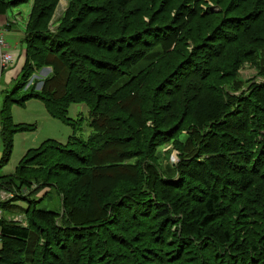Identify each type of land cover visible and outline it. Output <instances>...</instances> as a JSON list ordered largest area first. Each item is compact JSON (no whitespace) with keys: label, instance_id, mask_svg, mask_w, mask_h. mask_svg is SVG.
<instances>
[{"label":"trees","instance_id":"16d2710c","mask_svg":"<svg viewBox=\"0 0 264 264\" xmlns=\"http://www.w3.org/2000/svg\"><path fill=\"white\" fill-rule=\"evenodd\" d=\"M59 1L34 2L31 19H35L32 23L35 29L31 28L30 19V30L26 29L24 38L26 63L19 82L12 91L4 94L0 109L4 144L0 171L10 160L14 134L34 131L32 126L12 123L11 109L14 105L25 106L31 100H39L51 119L60 120L76 130L75 122L67 117L68 108L70 104H83L88 108L90 127L94 132L87 140L74 134L66 146L45 141L21 158L13 174L0 176V193L10 195L0 200V264H66L63 256L68 258L69 264H99L110 258L114 264H122V256L118 253L113 255L109 250L110 238H113V244L121 246L125 254L146 257L144 255H149L150 251L139 250L134 237L129 241L128 237L114 236L108 227L114 226L123 233L122 230L131 224L137 225L136 210L147 204L156 209L154 215L161 220L160 232L164 233L169 225L168 237L177 238L182 247L194 245L183 252L193 263L198 260L194 252L202 247V243L199 241L198 245L190 240L198 236L187 232L181 215L183 212L175 215L166 209L172 202L181 205L183 201L171 197L168 189H182L181 184L190 187V182H197L207 193L215 180L221 186L226 179H219L212 172L218 169L212 157H219L222 153H230L234 160L233 164L227 161L230 167L227 170L232 176H238V183L229 187L235 193H246L255 184L251 175H241L235 168H247L249 162L242 154L254 161L253 174L264 172V94L260 93L264 92V81L244 87L236 75L243 65L240 62H249L256 66L254 68L264 79V0H69L65 16L51 29L47 23ZM13 2L18 4L21 0ZM10 3L11 0H0V15H6L16 6ZM85 9L95 14L98 21L82 23L80 16ZM70 19L73 23L64 26ZM161 32L170 33L158 40L147 38ZM240 39L242 42L237 49L243 56L237 63L239 68L229 71L232 73L229 85L219 87L215 83L228 74L237 56L229 53L226 57L223 42L236 44ZM137 40L140 44L134 45ZM260 43L261 48H256ZM40 45L50 47L47 50ZM60 50L63 51L59 53ZM130 56L136 64L145 62L146 66L141 68L135 63H126ZM218 57H224L227 71H219L222 65L216 61ZM188 66H191L189 71ZM47 67L52 72L43 80L39 93L34 86L24 91L28 80ZM125 69H129L128 73ZM245 108L250 110V114L242 117ZM198 112L200 116L196 119L194 115ZM227 122L226 127L224 124ZM233 122L239 127L236 133L232 130ZM135 127L141 130L137 132ZM142 133L145 135L143 143ZM180 134L186 138L184 142L175 139ZM240 135L252 153H246L239 147ZM259 138H262L261 142ZM174 142L182 145L179 147ZM137 143L142 145L136 147L134 144ZM148 143L154 150L151 153ZM214 144L222 145V152L217 147L212 150ZM232 145L237 146L235 151L229 148ZM160 146L176 148L179 164L167 163L164 166L153 162L155 149ZM255 148L259 149L257 158H254L257 155ZM78 149L89 154L79 159L86 172L75 173L77 178L72 181L74 191L70 192L72 199L81 194L83 188L89 198L95 200L112 193L109 189V193L104 194L114 182V177L107 179L109 183L105 179L111 171L134 174L126 180L136 187L135 190L128 188L113 201L103 203L101 213L108 215L113 212L109 220L76 223L77 214L73 210L78 209L70 204L66 190L39 176L29 180L21 178L22 172L36 170L42 173L58 158L75 159ZM136 154L144 160L128 164ZM117 156L119 159L115 160ZM213 166L216 168L212 169ZM227 184L224 183L223 190ZM55 190L63 195V198H57L59 204L64 203V211L50 210L47 206L40 208V202ZM262 191L264 193V185ZM189 193L193 195L194 192ZM210 194L207 193L203 202L205 212L199 221L201 228L211 226L220 209L219 193ZM123 214L131 219H123ZM21 216H24L23 220L16 219ZM49 216L52 219H47ZM162 218L166 219L162 221ZM243 230L247 235H256L249 227ZM140 237L147 242L150 233L146 236L142 233ZM225 237L227 242L229 240L228 246L234 248L238 244L237 249H220L213 264H227L226 260L230 264H264V242L232 243V238L227 234ZM162 239L159 238L160 241ZM235 250L238 255L228 254ZM94 256L100 258L94 260ZM155 262L160 264V259L155 258Z\"/></svg>","mask_w":264,"mask_h":264},{"label":"rangeland","instance_id":"374dc122","mask_svg":"<svg viewBox=\"0 0 264 264\" xmlns=\"http://www.w3.org/2000/svg\"><path fill=\"white\" fill-rule=\"evenodd\" d=\"M15 0H11L13 6L11 10H8L7 14L12 18V21L19 23V25L25 26V28L28 30L29 29V23L32 15V10L34 6L35 0H21L18 4H13ZM142 3V2H141ZM69 0H60L57 8L55 9V12L53 13L52 19L47 23V27L51 28L53 26H57L58 23L55 24L56 21L60 20L65 16L66 10L68 8ZM17 7V8H15ZM144 17L146 14L144 11H141V13ZM2 16V15H0ZM96 15L91 14L88 9H85L83 14L80 16V19L82 23H91L93 21H96ZM35 21V19H31V28H32V23ZM98 21V20H97ZM68 23L65 24L64 26H67L72 22V19L67 21ZM216 23V22H215ZM33 30L35 29L32 28ZM26 30V31H27ZM30 30V29H29ZM32 30V31H33ZM79 33L81 32V28L78 30ZM170 32H161L156 34L155 37L148 36V39L151 40H158L163 36L169 35ZM222 36V35H221ZM66 38V37H65ZM222 38V37H221ZM241 39L239 41H236V44L234 42H223L224 48L223 50L226 51V57H228L229 53L231 55H237L236 59L232 62L233 67L226 68L224 67L226 64L223 61V58H217V62L220 63L222 68H220L219 71H227L228 74L229 71L232 72L233 69L237 70L239 67H237L238 61H240V58L243 56L241 54V50L237 49L239 44L241 43ZM37 44H40L37 42ZM140 44V41L137 40L136 44ZM151 46H154L152 44ZM261 43L257 45L256 48H261ZM46 47L45 45H40V48ZM50 47V46H49ZM49 47H46L48 50ZM75 50V49H74ZM136 50V49H135ZM63 50H60L62 52ZM136 51H141V50H136ZM240 53V55H238ZM17 56V54H16ZM17 60V58H16ZM16 62V61H15ZM126 63L132 62L135 63V60L133 59V56H130V58H126L125 60ZM227 63V60H226ZM15 64V63H14ZM242 67L237 70L236 75L238 76V79L243 83L244 87L245 85L249 83H260L263 82L264 79L262 78L260 71L257 70L256 66H253L249 64V62H240V65ZM136 65L140 66L141 68L146 66L145 62H140L137 63ZM48 70H50V67ZM191 69V66H188V71ZM129 69H125V72L128 73ZM49 75L51 72L46 71ZM217 74V72H216ZM216 74H213V77H217ZM225 74L219 82H216L215 85L220 86H225L229 85L230 83V75L231 74ZM44 74L37 75V77L33 76L31 77L28 82L26 83V88L24 91H27L30 87H35V89L40 90L39 86L44 84V79L45 77H42ZM44 78V79H43ZM38 79V80H37ZM19 82L15 81V83L12 85V88L10 90L12 91L15 85ZM25 83V82H23ZM40 83V84H39ZM39 85V86H38ZM24 91L21 92V95L24 94ZM39 93V92H38ZM239 93V92H238ZM264 94V92H260ZM240 95V94H239ZM19 96H15V98H18ZM3 100V99H2ZM181 114V113H180ZM250 110L244 109L243 110V116L249 115ZM199 112L194 115L196 119H198ZM200 116V115H199ZM11 117H12V123L14 125L18 124H25L27 126H32L34 127L33 132H24L22 135L19 133L14 134L13 137V147H12V153L9 162L2 167L0 171V176L3 175H10L13 174L15 171V168L19 164V161L21 160V156L23 155V146L33 144V145H42L45 141L51 140L55 141L56 143L66 146L69 143V140L72 138L74 134H76L77 137L87 140L89 136L93 134V130L90 127V115L88 108L83 105V104H70L68 108V113L67 117L75 122L76 124V130L73 128L71 125H67L63 123L60 120H54L48 117L46 109L44 104L39 101V100H31L26 106H12L11 109ZM184 118L181 120L183 121ZM195 120H188L187 122H194ZM229 122L224 124V126L227 127ZM235 124V122L231 123ZM1 125V124H0ZM239 127L238 125H234L233 132L236 133L238 131ZM135 130L138 132L140 127H135ZM230 132V131H227ZM253 134V133H252ZM19 135V136H17ZM219 135V133L217 134ZM228 135V134H226ZM225 135V136H226ZM144 137L145 135L142 133L141 136V141L142 143L144 142ZM180 137V138H179ZM175 139H180L181 142L185 141L186 138L180 134ZM260 142L262 141V138L258 139ZM264 141V140H263ZM239 147L243 148L244 152L246 153H252L249 152V150L246 148V141L244 140V137L240 135L239 137ZM177 146H181V143L174 142ZM136 147H140L142 144H134ZM173 145V144H172ZM255 145L259 147V143L255 141ZM218 149V151H221L220 148L222 147L219 146V144H214L212 146V150ZM237 146H230L229 148L231 151H235L234 149ZM148 150L149 153L153 152L154 150L149 147L148 143ZM238 150V149H236ZM257 150V148H255ZM222 152V151H221ZM78 156L75 159H62L58 158L53 161L50 166H48L42 173H38L36 170L31 171V172H22L21 173V178L24 179H32L33 177L39 176V178L46 180L47 182L53 184L54 186H58V188H63L64 190L67 191V196L70 199V204L74 207H76L78 210H73V213H76V223H98L99 221L106 220V219H111L113 213H108L106 215L105 212H102V206L103 203H107L106 201H113V198L122 195V192H125L126 189L131 188L133 190L136 189L135 186L132 185L131 182H128L126 179L127 177L134 176L133 173H123V172H118V171H111L110 173L106 174L105 179L109 183V179L113 178L114 182L111 183V185L108 187V189L105 193H110L109 195L106 194L104 197L99 198L98 200L95 199H90L88 196L87 190L84 188L80 190L81 194L75 195V199H72V194H70L71 191H74L72 181L75 180L76 174H79L81 171H85V168L82 166L80 162V157L84 156L87 157L89 152L78 149ZM262 153V152H261ZM142 154V153H141ZM256 156L254 158L258 157L259 154V149L256 151ZM247 162L249 164L246 166L247 168L245 169H240L238 167H235L236 170L239 171V173L242 175L247 174L251 175L254 179V186L246 193L243 192H233V190L230 187L232 184H237L238 183V176H232L229 174V170L227 168H230L229 165H227V161L229 160V164H233L234 160H232L231 154H220L219 157H212L217 164V170L215 169V172L212 171L217 178L219 179H226L228 180V184L226 183L227 181L225 180L221 186L218 185V182L215 180L211 185V189L207 190V193H219L217 195V198L219 197L220 200V209L217 211V213L214 215L215 221L211 226H208L207 228H201L199 225V221L202 219V214L205 212V209L203 207V202L205 201V196L207 193L204 192L203 190V185L198 184L197 182H190L189 186L190 187H185L183 184L184 188H171L168 189L170 192L171 197L175 198H180L183 201H181V205L179 203L172 202V205L166 206V209L177 215L181 214L184 216L183 222H186L187 225V232L189 234H197L198 238H190L191 241L197 242L199 245V241L202 243V247L199 249H196L194 252L197 256L196 261L193 263L191 262L190 256H184V250L186 249H191V246L194 247L193 244H190L188 246H181L178 243L177 238L173 237H168L167 235V230L169 225L167 226L166 231L160 232L159 228L161 226V220L156 218L154 215L155 208L151 204L147 205H142L139 207L137 211V221L139 222L137 225L131 224V227H127L124 230H122L123 233L118 232V228H113L114 226H109L108 228L112 229V232H114V236H122V237H128L129 241H132L130 237H134V241H136V247L138 249H143V251L149 252V255H144L143 256H135L131 254L132 256H129L125 254V251L122 250L121 246L113 244L112 240L113 238H110L109 241V250L110 252L115 255L118 253L120 256H122L121 263L122 264H158L155 262V258L160 259V264H213L214 259H215V254L220 250L224 249L225 247L229 248L230 250L232 249H237V245L233 247L228 246L229 240L227 242V238L225 235L227 234L230 239L232 238V243H244L247 241L248 243L252 242H257L260 243L261 241L264 242V193L262 191L263 185H264V177L261 178V176L264 175V172L258 175V172L253 174L254 172V161L250 160V158L242 154ZM112 156V155H111ZM41 157V156H40ZM103 157L100 156L97 161ZM179 157V158H178ZM106 158V157H105ZM119 157L115 160H118ZM142 159V160H141ZM153 162L156 164H162L164 166L171 165V164H179V159L180 156L178 155V151L176 148L170 146H160L159 149H155V157L152 158ZM200 159V158H199ZM211 159V158H208ZM264 160V157L262 158ZM141 162L144 160V157L138 156V154L135 155V159L128 160V164H137L139 161ZM202 160V159H200ZM103 162V161H102ZM169 163V164H167ZM167 164V165H165ZM161 165V166H162ZM233 167V165H231ZM215 166L212 167V169L216 168ZM113 168V167H112ZM153 168V167H152ZM253 169V170H252ZM48 171V172H47ZM89 171V170H88ZM86 172V171H85ZM211 172V171H209ZM76 173V174H75ZM135 173V170H134ZM48 174V177H47ZM110 177V178H109ZM19 177L16 176V179ZM108 179V180H107ZM125 180V181H124ZM168 180V179H167ZM154 182V180H153ZM182 182V180H181ZM224 183L227 184L224 190L222 189V186H224ZM132 185V186H131ZM167 191V189H165ZM189 192H194L193 195L190 194ZM103 194V195H104ZM177 195V196H174ZM181 195V196H180ZM211 195V194H210ZM57 196H60V198H63L62 193H58L56 190L51 191L45 199L40 202L39 207L44 208L47 206L50 210H55V211H60L62 209V205L64 204H59ZM117 202V201H116ZM117 203L114 204L116 206ZM27 208L29 207L28 205L26 206ZM171 208V209H170ZM143 209H147V211H140ZM165 209V208H162ZM68 210V209H67ZM173 210V211H171ZM64 211V208L62 209ZM69 211V210H68ZM142 212V213H141ZM63 213V212H62ZM128 213V212H124ZM219 213V214H218ZM8 216V215H7ZM6 216V217H7ZM51 216L47 217V219H52ZM129 217V215H128ZM126 214H123V219H127ZM2 218V215H1ZM0 218V219H1ZM24 216H21L16 218L17 220H23ZM131 219V218H128ZM166 218H162V221H164ZM170 219V217L168 218ZM15 220V221H17ZM123 221H120V224H122ZM167 223L164 224V227ZM123 225V224H122ZM200 226V228H199ZM248 228L250 231H252L256 235H247L245 233V230L243 228ZM107 228V229H108ZM192 230H191V229ZM163 230V229H162ZM1 232V230H0ZM150 233L149 240L147 242L145 241L144 237H140L142 233L146 234ZM185 232V230H184ZM185 234H183L184 236ZM258 235V236H257ZM2 236V235H1ZM1 236H0V250L2 248V242H1ZM202 237L201 238L199 237ZM108 237H112L109 235ZM163 238L161 241L159 238ZM235 237V239H234ZM218 241H217V240ZM244 240V241H242ZM186 244V243H185ZM240 245V244H239ZM178 246H180V250H178ZM233 246V245H232ZM249 245L247 244V247ZM17 247V246H16ZM259 247H261V244H259ZM73 248V246L71 247ZM248 250V249H247ZM102 253V252H101ZM237 252L236 250L233 253H228V254H233L235 255ZM237 253L236 255H238ZM69 256H72V254L68 253ZM152 255H155L154 257ZM167 255V257H165ZM101 256V254H100ZM64 259H66L64 262L66 264H69L68 258L66 256H63ZM94 260L100 258L98 256L93 257ZM51 259V258H50ZM46 260H48V257L46 256ZM70 260V259H69ZM49 261V260H48ZM99 264H114L113 258H110L109 260L105 261H100L98 262ZM226 263L228 264L229 262L226 260ZM230 264V263H229Z\"/></svg>","mask_w":264,"mask_h":264},{"label":"crops","instance_id":"0c3cea01","mask_svg":"<svg viewBox=\"0 0 264 264\" xmlns=\"http://www.w3.org/2000/svg\"><path fill=\"white\" fill-rule=\"evenodd\" d=\"M25 34H26L25 26L23 25L21 26L19 25V23L12 21V18L8 14L0 16V36L4 37L5 41L8 43L10 48L13 49L17 54V60L14 65L2 69L0 66V109L3 104L2 99L4 98V94L10 91V88H12V85L15 83V81L17 82L22 72V69L26 63L27 53H26V43L24 41ZM48 69L49 68H44L38 71L37 74L40 76L44 74L42 77H47L48 73H46V71L52 72V69L50 70ZM35 77H37V75H35ZM39 87L40 88L38 89H41V85ZM20 134L22 135L23 133ZM37 147H39V145L29 144L23 146V150H22L23 155L21 156V158L29 150L35 149ZM3 150H4V144L1 137V125H0V160L3 156ZM0 200H1V193H0Z\"/></svg>","mask_w":264,"mask_h":264},{"label":"built area","instance_id":"2783aa9c","mask_svg":"<svg viewBox=\"0 0 264 264\" xmlns=\"http://www.w3.org/2000/svg\"><path fill=\"white\" fill-rule=\"evenodd\" d=\"M16 52L10 48L8 43L5 41L4 37L0 36V66L2 68H8L14 65L16 61ZM10 195L7 193H1V199L5 200L9 198ZM2 215V211L0 210V218ZM1 236V232H0Z\"/></svg>","mask_w":264,"mask_h":264}]
</instances>
